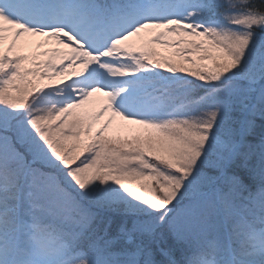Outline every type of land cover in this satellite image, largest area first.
<instances>
[{
  "label": "snow or ice",
  "instance_id": "snow-or-ice-1",
  "mask_svg": "<svg viewBox=\"0 0 264 264\" xmlns=\"http://www.w3.org/2000/svg\"><path fill=\"white\" fill-rule=\"evenodd\" d=\"M0 264H264V0H0Z\"/></svg>",
  "mask_w": 264,
  "mask_h": 264
},
{
  "label": "rangeland",
  "instance_id": "rangeland-1",
  "mask_svg": "<svg viewBox=\"0 0 264 264\" xmlns=\"http://www.w3.org/2000/svg\"><path fill=\"white\" fill-rule=\"evenodd\" d=\"M31 39L35 40V41L37 42V44H39V42H40V38H31ZM47 46H48V45H45V47H47ZM34 50H36V49H34ZM168 51H169V50L161 49V52H162V53H165V54H167ZM96 106H97V105H96V102H95V98H93V101L90 103L89 107H90V108H94V107H96Z\"/></svg>",
  "mask_w": 264,
  "mask_h": 264
}]
</instances>
